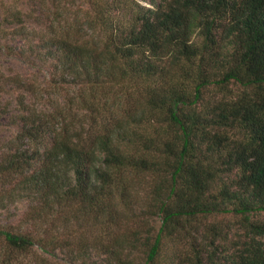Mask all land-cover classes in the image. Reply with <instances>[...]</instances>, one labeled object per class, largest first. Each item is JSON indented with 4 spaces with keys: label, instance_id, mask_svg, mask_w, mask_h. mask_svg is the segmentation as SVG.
<instances>
[{
    "label": "trees",
    "instance_id": "1",
    "mask_svg": "<svg viewBox=\"0 0 264 264\" xmlns=\"http://www.w3.org/2000/svg\"><path fill=\"white\" fill-rule=\"evenodd\" d=\"M23 1L0 31L54 69L12 78L0 194L28 209L0 264H160L167 238L177 264H264V0ZM217 213L244 218L232 252L195 224Z\"/></svg>",
    "mask_w": 264,
    "mask_h": 264
},
{
    "label": "rangeland",
    "instance_id": "2",
    "mask_svg": "<svg viewBox=\"0 0 264 264\" xmlns=\"http://www.w3.org/2000/svg\"><path fill=\"white\" fill-rule=\"evenodd\" d=\"M38 2V1H37ZM147 4L146 2H143ZM50 5V2L47 1ZM13 6H26L25 1L20 0H0V17L3 15V9L13 8ZM37 6V5H36ZM24 41L20 38H16L13 35L12 26L4 24L0 31V106L7 109L6 114H0V152L9 139H11L16 133L18 126L14 123V117H10L12 113H16L17 96L20 93L16 91V86L12 83L13 76L20 75L35 80L37 83H46L53 76V63H45L34 56L32 53L24 50ZM243 87L239 84H231V89L234 94H237ZM58 94H52L54 98L58 97ZM61 94H63L61 92ZM26 99L32 102L38 100L34 97L26 95ZM1 195H9L8 193L0 194V224H11L19 227L26 221L25 212L28 209V202L24 199L13 200L5 198L1 200ZM253 220L264 221V211L255 212L251 214ZM153 224L158 227L160 224L159 217L155 216L151 219ZM216 224L219 226L222 237H218V243L227 246L228 252H232L235 249V244L240 240V236L245 234L244 218L240 214L234 213H217L208 216L199 217L197 224L202 230V234L207 232L208 228ZM201 234V236H202ZM212 235L211 233L209 234ZM201 236L197 235L198 240ZM177 243L175 239L167 238L165 246L160 258V264H177L178 259H175V253L180 251L176 250L182 248L185 251L188 250V244L185 240ZM174 245V246H173ZM60 258L56 257V261L64 262L68 259L63 253H60ZM221 253L218 252V256L221 257ZM63 258V259H62ZM221 263V262H220ZM63 264V263H62ZM75 264H81L80 261H76Z\"/></svg>",
    "mask_w": 264,
    "mask_h": 264
}]
</instances>
